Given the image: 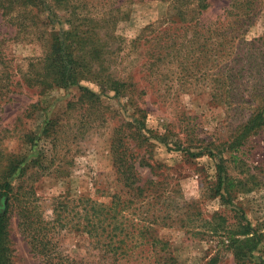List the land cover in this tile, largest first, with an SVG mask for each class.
Wrapping results in <instances>:
<instances>
[{
  "label": "rangeland",
  "instance_id": "obj_1",
  "mask_svg": "<svg viewBox=\"0 0 264 264\" xmlns=\"http://www.w3.org/2000/svg\"><path fill=\"white\" fill-rule=\"evenodd\" d=\"M229 1L206 0L203 21L223 19ZM121 2L127 19L119 23L116 35L125 40L123 49L105 64L108 71L103 73L133 86L116 96L83 81L81 86L100 94L94 105L82 98L79 87L65 90L25 82L31 62L45 56L61 26L32 10L36 25L25 28L23 12L8 14L0 8V173L11 158L25 157L31 165L42 156L43 169L30 170L26 184L34 187L47 218L60 198L88 197L108 204L118 195L125 201L129 193L112 153L114 141L122 139L132 155L129 163L137 173V184L149 190L145 199H134L125 219L152 229L149 238L154 242L140 246L142 241L135 238L132 260L165 264L172 257L177 260L172 264H211L213 259L217 264H233L225 230L249 222L262 240L253 258V264H259L264 259V127L234 158H229L225 143L251 112L243 97L249 100L250 92L258 89L264 100V47L254 42L264 36V0H259L254 24L218 66L211 55L201 59L193 51L196 41L188 43L183 31H176L181 20L170 18L167 0H114V8ZM81 11L95 16L100 9L89 6ZM164 28L175 35L174 51L166 48L168 38L161 42L164 48L152 40ZM103 36V32L95 34L91 43L100 45ZM159 54L163 61L154 65ZM94 63L101 68V62ZM232 74L236 76L231 79ZM220 83L228 87L223 91L226 101L216 104L212 95ZM44 130H49V137ZM31 136H35L33 144ZM209 152H221L228 159L235 187L229 194L222 191L224 198L217 194V161ZM9 239L15 264H40L20 233L16 216ZM61 240L71 256L94 254L81 232L68 233Z\"/></svg>",
  "mask_w": 264,
  "mask_h": 264
},
{
  "label": "trees",
  "instance_id": "obj_2",
  "mask_svg": "<svg viewBox=\"0 0 264 264\" xmlns=\"http://www.w3.org/2000/svg\"><path fill=\"white\" fill-rule=\"evenodd\" d=\"M97 1V6H93L84 0H0V8L5 13L11 14L14 10L23 12L22 25L25 28L36 25L30 13L32 10L46 14L51 24L57 23L61 26L58 33L54 36V33L52 34L53 42L51 40L52 44L45 56L37 62H31L29 73L25 77L27 84L65 90L79 87L82 98L92 105L100 102V94L81 86L83 81L95 83L103 92L113 91L116 96L125 95L126 91H129V87L133 85L103 73L108 71L105 64L110 63L115 54L123 49L125 40L116 35V28L121 21L127 19L122 12L124 1L117 8H114V0L107 2L102 0L101 4L100 0ZM167 1L170 2V18L178 17L181 20V26L176 31H183V38L188 37V43L196 41L192 42L195 48L193 51L203 60L211 55L217 66L227 52L230 55L233 53L236 40L246 34L259 13V0H230L223 13V19L207 24L203 21L204 11L208 9L206 0ZM83 3L88 6L82 7ZM89 6L95 10L100 9V12L95 16L91 13L84 15L81 9L87 10ZM65 24L68 25L67 28ZM162 26L164 25H158L155 30ZM101 32L105 36L100 38V45L91 43L94 35ZM169 32V29L164 28L152 40L155 45L164 48L161 42L168 38L170 42L166 48L172 47L174 51L175 35ZM117 41H120L118 46ZM254 42L264 47V36ZM113 47L116 49L113 50ZM173 51L167 55H171ZM95 61L102 63L101 68L94 63ZM161 61L163 57L161 58L159 54L154 65ZM235 76L236 74H232L231 79ZM233 85H229L231 90L234 89ZM215 87L213 101L221 104L224 101V87L227 85L220 83ZM250 93L249 100L243 97L251 106L249 117L225 143L226 152L230 153L229 158H234L248 139L264 127V100L260 98L258 89ZM141 130L137 125L136 133L140 134ZM44 136L49 137V130H44ZM34 137L31 136L29 139L31 144ZM125 145L124 140H115L112 144V153L124 187L129 193L128 199L123 201L120 196L114 195L112 201L105 204L88 197L66 200L60 198L49 218L39 205L34 187L26 184L30 170L43 169V157L31 161V165L26 164L25 157L11 158L5 170L0 173V205L3 210L0 216V264H15L9 248V226L13 216L17 217L20 233L27 241L31 252L40 258V264H147L135 262L131 257L136 252L135 238L142 241L140 246L154 243L149 238L152 229L147 226L137 227L125 219V214L134 203V199H145L149 190L137 184V173L133 164L129 163L132 155L127 153ZM209 153L217 161V194L224 198L221 192L229 194L235 187V182L228 172V159L224 158L221 152ZM146 164L150 169H155L152 164ZM36 173L38 171L33 175ZM72 232H81L85 235L90 244L89 248L92 249L90 252L94 253L92 256H71L64 251L61 237ZM224 235L228 238L227 246L233 254V264L254 263L255 252L259 250L262 240L249 222L240 223L237 230L226 228ZM157 242L162 243L159 239ZM171 262L177 260L171 257L164 263L172 264ZM154 263L161 264L158 261ZM211 264H217V260L213 259ZM259 264H264V259H261Z\"/></svg>",
  "mask_w": 264,
  "mask_h": 264
}]
</instances>
